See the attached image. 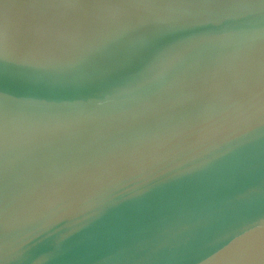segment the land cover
<instances>
[{"label": "water", "instance_id": "95a60500", "mask_svg": "<svg viewBox=\"0 0 264 264\" xmlns=\"http://www.w3.org/2000/svg\"><path fill=\"white\" fill-rule=\"evenodd\" d=\"M98 15L95 50L58 25L59 47L7 51L0 264H264V105L210 71L264 45V4Z\"/></svg>", "mask_w": 264, "mask_h": 264}, {"label": "snow or ice", "instance_id": "6c2138e0", "mask_svg": "<svg viewBox=\"0 0 264 264\" xmlns=\"http://www.w3.org/2000/svg\"><path fill=\"white\" fill-rule=\"evenodd\" d=\"M163 0H14L21 14L11 21L5 13L9 0H0V95L6 91L5 81L16 80L6 68L7 51L19 45L30 51L55 49L61 45L58 25L67 26L73 36L90 35L93 39L82 50L92 51L107 43L104 20L98 13L104 9H138L161 6ZM264 4V0H260ZM151 42L145 48H152ZM140 53L133 52L135 56ZM220 77L238 79L245 92L255 102L264 105V45L237 53L225 66L210 70ZM70 82H30L35 87L67 86ZM6 113L0 114V223L3 222L6 197V164L2 163L7 151Z\"/></svg>", "mask_w": 264, "mask_h": 264}]
</instances>
